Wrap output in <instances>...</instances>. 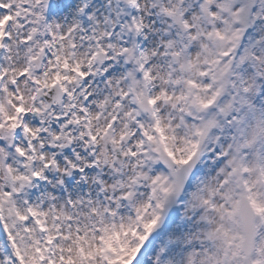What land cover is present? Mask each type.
<instances>
[{"label": "snow or ice", "instance_id": "6c2138e0", "mask_svg": "<svg viewBox=\"0 0 264 264\" xmlns=\"http://www.w3.org/2000/svg\"><path fill=\"white\" fill-rule=\"evenodd\" d=\"M0 264H264V0H0Z\"/></svg>", "mask_w": 264, "mask_h": 264}]
</instances>
